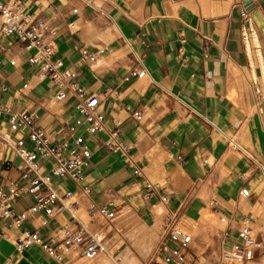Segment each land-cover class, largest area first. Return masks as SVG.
I'll return each mask as SVG.
<instances>
[{"label":"crops","instance_id":"crops-1","mask_svg":"<svg viewBox=\"0 0 264 264\" xmlns=\"http://www.w3.org/2000/svg\"><path fill=\"white\" fill-rule=\"evenodd\" d=\"M25 9L50 20L45 38L56 42L77 81L103 98L106 129L76 131L92 153L81 184L96 203L118 202L120 224L129 221V212L143 222H160L157 235L177 213L193 237L182 264H207L222 242L229 248L238 240L246 219L259 228L263 174L244 150L264 164V0H26ZM82 49L96 60H83ZM135 53L142 55L140 73L124 81ZM59 92L28 62L21 41L0 37V134L11 141L0 137V187L23 169L12 143L23 138L29 144L26 127L10 130L13 113H35L55 141H72L70 128L80 114L72 92L58 98ZM134 111L142 118L133 117ZM117 127L133 159L167 195L165 202L148 197L121 153L106 146ZM52 182L61 191L80 190L67 178ZM244 187L249 200L242 198ZM33 202L24 194L14 207L20 211ZM222 216L230 218L228 226ZM64 219L42 225L40 214H31L14 228L0 214V264L72 263L69 255L57 262L39 246L22 252L14 246L22 229L46 238ZM247 264H264V249Z\"/></svg>","mask_w":264,"mask_h":264},{"label":"built area","instance_id":"built-area-1","mask_svg":"<svg viewBox=\"0 0 264 264\" xmlns=\"http://www.w3.org/2000/svg\"><path fill=\"white\" fill-rule=\"evenodd\" d=\"M25 1L0 0V37L13 36L21 41L27 51L28 62L38 65L40 76L51 79L60 88L58 98H64L67 90L72 92L80 117L70 128L72 141H55L37 124L35 113H13L9 118L11 131L27 128L29 144L23 138L12 143L13 151L22 160L23 169L17 178L10 180L6 188L0 187V214L14 228L21 227L31 214H40L42 225L66 215V219L46 238L36 230L22 229L14 240L16 250L22 252L32 246H39L59 263L64 262L69 255L72 263L83 259L84 264H90L100 257L106 259L102 264H182L193 237L182 226L177 213H172L146 257L135 250L139 263L124 260L128 250L133 249V246L131 249L126 248L130 242L126 232L132 229V223H118L122 206L112 201L96 203L90 196L89 187L81 184L92 153L85 137L76 131L83 127L86 133L93 134L106 129L103 98L89 93L77 81L78 73L64 65L58 56L56 42L45 38L50 20L40 13L33 15L27 11ZM81 54L87 62L97 58L88 49H82ZM141 66L142 55L135 53V65L123 80L128 81L139 74ZM132 116L142 118L139 111H134ZM118 127L109 131L106 146L121 153L125 163L134 169V174L144 184L148 197L158 195L160 201L165 202L167 195L160 185L133 159L130 146L119 139ZM0 137L11 142L7 133L0 134ZM244 153L262 172L264 181V164L249 150H244ZM45 163L49 166L42 170ZM53 177L67 178L80 190L61 191L53 184ZM24 194L32 195L34 202L29 208L17 211L14 202ZM241 195L244 200H249V188H242ZM84 200L87 203H83ZM221 222L228 226L230 218L222 216ZM237 236L238 240L229 248L224 247L223 242L220 244L215 255L216 264H247L254 259L257 252L264 249V219L259 228L246 219L238 229Z\"/></svg>","mask_w":264,"mask_h":264},{"label":"rangeland","instance_id":"rangeland-1","mask_svg":"<svg viewBox=\"0 0 264 264\" xmlns=\"http://www.w3.org/2000/svg\"><path fill=\"white\" fill-rule=\"evenodd\" d=\"M132 223V229L127 231V236L129 238V244L126 245V248L133 249L130 250L129 255H124V260H131V262L139 263L136 251L141 255L146 257L152 246L155 243V240L158 238L157 229L161 227L160 222L154 224L140 221L138 216L129 212L126 217ZM58 226V223L57 225ZM136 250V251H135ZM106 262V259L100 257L96 260L90 262V264H102ZM217 258L215 255L210 256V260L207 264H216ZM72 264V263H70ZM74 264H84V260L81 259Z\"/></svg>","mask_w":264,"mask_h":264}]
</instances>
